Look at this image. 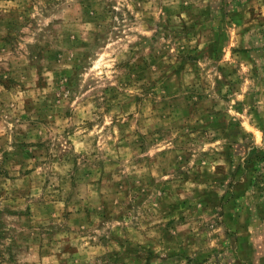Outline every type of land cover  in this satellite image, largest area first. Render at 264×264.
<instances>
[{
	"label": "rangeland",
	"instance_id": "obj_1",
	"mask_svg": "<svg viewBox=\"0 0 264 264\" xmlns=\"http://www.w3.org/2000/svg\"><path fill=\"white\" fill-rule=\"evenodd\" d=\"M0 264H264V0H0Z\"/></svg>",
	"mask_w": 264,
	"mask_h": 264
}]
</instances>
